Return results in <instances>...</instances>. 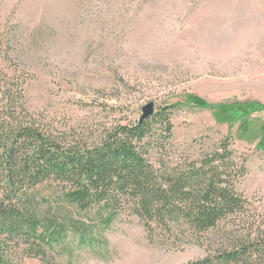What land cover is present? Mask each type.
<instances>
[{
	"label": "rangeland",
	"instance_id": "374dc122",
	"mask_svg": "<svg viewBox=\"0 0 264 264\" xmlns=\"http://www.w3.org/2000/svg\"><path fill=\"white\" fill-rule=\"evenodd\" d=\"M10 30L24 44L31 113L94 141L148 103L175 106L176 151L231 137L249 157L240 190L264 214V0H0V37ZM209 245L151 243L125 214L94 245L70 237L54 258L187 264Z\"/></svg>",
	"mask_w": 264,
	"mask_h": 264
},
{
	"label": "trees",
	"instance_id": "16d2710c",
	"mask_svg": "<svg viewBox=\"0 0 264 264\" xmlns=\"http://www.w3.org/2000/svg\"><path fill=\"white\" fill-rule=\"evenodd\" d=\"M23 45L0 37V264H56L70 237L94 245L125 214L151 243L216 248L187 264H264V214L240 190L249 157L231 137L178 153L175 106L94 141L58 130L27 108Z\"/></svg>",
	"mask_w": 264,
	"mask_h": 264
},
{
	"label": "water",
	"instance_id": "95a60500",
	"mask_svg": "<svg viewBox=\"0 0 264 264\" xmlns=\"http://www.w3.org/2000/svg\"><path fill=\"white\" fill-rule=\"evenodd\" d=\"M155 114V105L154 103H148L145 107L142 109V116L140 117V121L143 122L144 120L149 119Z\"/></svg>",
	"mask_w": 264,
	"mask_h": 264
}]
</instances>
